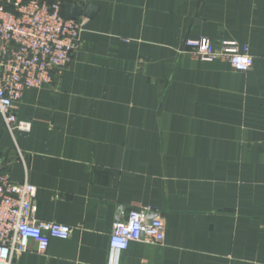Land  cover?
Instances as JSON below:
<instances>
[{
  "label": "crops",
  "instance_id": "crops-1",
  "mask_svg": "<svg viewBox=\"0 0 264 264\" xmlns=\"http://www.w3.org/2000/svg\"><path fill=\"white\" fill-rule=\"evenodd\" d=\"M61 2L96 13L55 82L16 105L30 129L14 140L0 115V172L71 233L12 264H106L118 210L147 206L164 243L132 241L119 264H264V0ZM200 37L236 42L252 68L180 52Z\"/></svg>",
  "mask_w": 264,
  "mask_h": 264
},
{
  "label": "built area",
  "instance_id": "built-area-1",
  "mask_svg": "<svg viewBox=\"0 0 264 264\" xmlns=\"http://www.w3.org/2000/svg\"><path fill=\"white\" fill-rule=\"evenodd\" d=\"M87 17L66 18L61 0H5L0 4V115L6 131L15 140L30 123L15 112L24 92L55 82L78 48ZM183 47L202 62L222 59L233 70L247 72L253 57L234 41L214 45L208 38H187ZM23 161V157L20 154ZM35 186L27 178L20 182L0 172V264L28 251L32 241L44 253L50 238L67 239V224L42 221L35 217ZM166 226L161 212L152 207L120 208L108 242L106 264H119V254L132 241L163 244Z\"/></svg>",
  "mask_w": 264,
  "mask_h": 264
},
{
  "label": "water",
  "instance_id": "water-1",
  "mask_svg": "<svg viewBox=\"0 0 264 264\" xmlns=\"http://www.w3.org/2000/svg\"><path fill=\"white\" fill-rule=\"evenodd\" d=\"M65 12L66 18H76L78 16H84L87 18L93 17L96 13V8L92 6L91 4H73L69 2H65L62 4Z\"/></svg>",
  "mask_w": 264,
  "mask_h": 264
},
{
  "label": "rangeland",
  "instance_id": "rangeland-1",
  "mask_svg": "<svg viewBox=\"0 0 264 264\" xmlns=\"http://www.w3.org/2000/svg\"><path fill=\"white\" fill-rule=\"evenodd\" d=\"M186 39H187V38H185V39L183 40V42H182V46H181V48H180V52H188V53L191 54V56H193L195 59H197V57L193 54V52H192L191 50L185 49V48L183 47L184 41H185ZM197 60H199V59H197ZM199 61H200V60H199ZM201 62H202V61H201Z\"/></svg>",
  "mask_w": 264,
  "mask_h": 264
}]
</instances>
